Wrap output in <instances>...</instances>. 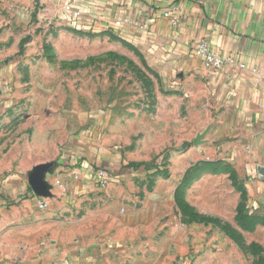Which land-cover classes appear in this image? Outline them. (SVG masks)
<instances>
[{"label":"rangeland","instance_id":"1","mask_svg":"<svg viewBox=\"0 0 264 264\" xmlns=\"http://www.w3.org/2000/svg\"><path fill=\"white\" fill-rule=\"evenodd\" d=\"M15 3L0 0L7 25ZM21 30L25 51L0 63L9 77L0 89V181L45 173L87 117L85 128L98 124L121 166L142 167L118 171L125 191L135 190L133 207L152 204L170 229H190V264H264L256 171H247L243 148L230 153L214 142L209 93L185 58L150 54L113 34Z\"/></svg>","mask_w":264,"mask_h":264},{"label":"crops","instance_id":"2","mask_svg":"<svg viewBox=\"0 0 264 264\" xmlns=\"http://www.w3.org/2000/svg\"><path fill=\"white\" fill-rule=\"evenodd\" d=\"M24 3L16 0L10 25L0 18V63L25 51L23 34L15 33L30 25L52 36L113 34L150 54L185 58L209 93L214 142L230 153L244 149L247 171H256L254 198L264 203V0H33L34 11ZM170 5L181 8L175 27L161 13ZM196 40L208 41L235 65L207 70L192 51ZM37 41L30 40L29 50ZM7 73V64L1 65L0 89ZM88 122L79 118L58 160L41 174L46 195L38 196L30 179L0 181V264H190V229H170L173 221L167 216L163 224L152 204L133 207L137 195L130 184L125 191L118 154L98 124L85 128ZM226 138L232 139L222 144ZM100 169L113 174L104 189L96 181ZM41 200L47 208L38 205ZM158 224L165 229H156Z\"/></svg>","mask_w":264,"mask_h":264},{"label":"built area","instance_id":"3","mask_svg":"<svg viewBox=\"0 0 264 264\" xmlns=\"http://www.w3.org/2000/svg\"><path fill=\"white\" fill-rule=\"evenodd\" d=\"M152 4H155L157 0H145ZM162 16L169 20L172 26H177L181 21V8L179 5H170L163 7L161 9ZM121 23L116 22V26H120ZM192 51L198 59L201 60L204 67L209 71L219 72L222 71L226 64H234V61L224 60L220 55L216 54L210 45V43L206 40H196L192 44ZM235 65V64H234ZM238 68L245 69V65H239ZM76 178L78 176L76 175ZM113 174L112 171L108 169H100L96 173V181L97 185L100 188H106L112 181ZM38 205L45 209L48 207L47 203L43 200L38 201Z\"/></svg>","mask_w":264,"mask_h":264},{"label":"water","instance_id":"4","mask_svg":"<svg viewBox=\"0 0 264 264\" xmlns=\"http://www.w3.org/2000/svg\"><path fill=\"white\" fill-rule=\"evenodd\" d=\"M35 2L38 3L39 0H35ZM262 172H264V170ZM40 174L41 173H37V175L30 177V185L38 196H44L46 195L47 188Z\"/></svg>","mask_w":264,"mask_h":264},{"label":"trees","instance_id":"5","mask_svg":"<svg viewBox=\"0 0 264 264\" xmlns=\"http://www.w3.org/2000/svg\"><path fill=\"white\" fill-rule=\"evenodd\" d=\"M121 169H122V171L128 170L129 172H131V171L137 172V171L143 170L142 167L139 165H131L128 167H122ZM122 171H120V172H122ZM143 172L146 173V170L144 169V171H141V173H143Z\"/></svg>","mask_w":264,"mask_h":264}]
</instances>
